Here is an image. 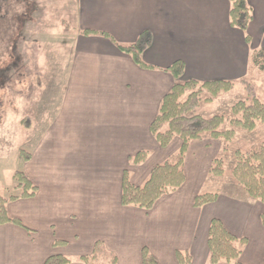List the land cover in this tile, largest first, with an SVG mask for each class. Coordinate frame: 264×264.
<instances>
[{"label": "crops", "instance_id": "crops-1", "mask_svg": "<svg viewBox=\"0 0 264 264\" xmlns=\"http://www.w3.org/2000/svg\"><path fill=\"white\" fill-rule=\"evenodd\" d=\"M47 2L77 11L74 52L57 110L33 119L28 129L36 141L22 171L37 192L7 205L20 224L0 225V264H45L54 256L87 264L82 258L94 253L95 264H144V250L158 264H182L178 253L189 258L186 264H213V219L246 239L240 263L264 264V204L234 183L224 193L204 190L211 178H222L210 174L220 140L191 142L185 184L152 209L122 205L126 173L140 187L181 147L176 139L162 149L151 132L176 82H230L233 92L264 73L256 71L264 64V0H247V32L231 25L229 0ZM144 32L152 34L142 54L148 68L121 51ZM178 61L184 64L180 79L169 71ZM140 152H148L147 160L133 164ZM207 193L217 194V201L196 208L195 198Z\"/></svg>", "mask_w": 264, "mask_h": 264}, {"label": "trees", "instance_id": "trees-1", "mask_svg": "<svg viewBox=\"0 0 264 264\" xmlns=\"http://www.w3.org/2000/svg\"><path fill=\"white\" fill-rule=\"evenodd\" d=\"M231 2L230 22L231 25L247 32L252 20V13L247 0H229ZM87 35L89 32H85ZM106 36L105 34H103ZM248 39V38H247ZM152 34L144 32L138 41L129 47H121V51L130 55L136 64L142 68H148L142 61V54L150 47ZM176 79L184 74V64L180 61L174 63L169 69ZM246 90L247 98L234 104L231 108L230 124L235 128H241L248 132L255 131L259 124H264V104L257 97L253 84L242 81ZM233 89V84L224 81L198 83L190 80L188 82H176L171 92L166 95L161 103L160 111L151 126V132L156 142L162 149L169 148L172 143L179 139L181 147L174 158L155 166L146 182L140 186H134L126 173L123 181L122 205L133 206L150 210L156 202L166 194L175 192L183 187L186 182L184 163L191 142L203 140L210 137L214 140H223L226 151L229 144L235 138V131L231 129L221 130L227 122L222 116L205 118L196 114L201 105V94L206 90L212 98H217L222 93H228ZM211 100H208L209 102ZM26 129L32 126V119L27 117L21 121ZM24 154V153H23ZM235 164L232 170L233 179L236 184L243 188L244 192L251 198L259 200L264 204V142L257 150L242 152L236 150ZM148 158V152H140L130 160L133 164H142ZM28 159L26 155L25 159ZM224 160L217 158L213 161L210 174L214 177L224 175ZM15 187L7 190L3 196L0 194V225L14 223L20 224L17 220L11 219L7 212V205L11 201L20 198H32L37 188L33 186L23 171L14 175ZM11 191V192H10ZM9 192V193H8ZM217 194H200L195 198L196 208H202L216 202ZM264 222V218H263ZM246 239L238 238L226 229L219 219L211 221L208 234V247L211 252L213 264H242L240 258ZM97 255L83 257L87 264H95ZM178 259L182 264L189 263V258L184 259L182 253H178ZM70 260L62 256L49 258L45 264H68ZM113 262L115 258L113 257ZM144 264H158L156 259L147 250L143 252Z\"/></svg>", "mask_w": 264, "mask_h": 264}, {"label": "rangeland", "instance_id": "rangeland-1", "mask_svg": "<svg viewBox=\"0 0 264 264\" xmlns=\"http://www.w3.org/2000/svg\"><path fill=\"white\" fill-rule=\"evenodd\" d=\"M31 1V16L37 22L28 24L22 38H13L11 44L17 43V49L12 53L10 76L0 78V194L3 196L15 187L14 175L22 171L24 159L32 152L36 141L35 130H26L21 121L29 117L33 126V119L41 121L57 110L74 52L77 11L68 7L56 10L49 6V0ZM261 70L264 72V64L256 70L258 75ZM253 85L258 100L264 104V73ZM201 98V109L198 108L196 114L205 118L222 116L227 122L221 130L232 128L235 131V138L226 151H223L224 141L219 142L222 151L218 158L224 160V177L211 178L204 189L224 193L233 187L232 183L237 185L232 175L235 151L257 150L264 142V124H259L253 132L230 124L232 106L247 98L243 85H237L229 94H220L218 99L203 90Z\"/></svg>", "mask_w": 264, "mask_h": 264}, {"label": "flooded vegetation", "instance_id": "flooded-vegetation-1", "mask_svg": "<svg viewBox=\"0 0 264 264\" xmlns=\"http://www.w3.org/2000/svg\"><path fill=\"white\" fill-rule=\"evenodd\" d=\"M31 0H0V78L10 76L12 53L17 49L13 38H22L28 24H36L31 16ZM39 12V10H37ZM11 45V48H10Z\"/></svg>", "mask_w": 264, "mask_h": 264}]
</instances>
